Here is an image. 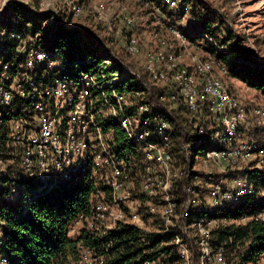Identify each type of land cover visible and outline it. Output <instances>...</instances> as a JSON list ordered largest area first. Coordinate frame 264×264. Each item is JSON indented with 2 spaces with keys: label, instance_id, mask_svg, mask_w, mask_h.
<instances>
[{
  "label": "built area",
  "instance_id": "2783aa9c",
  "mask_svg": "<svg viewBox=\"0 0 264 264\" xmlns=\"http://www.w3.org/2000/svg\"><path fill=\"white\" fill-rule=\"evenodd\" d=\"M135 1L149 10L152 23L139 33L135 16L123 8L121 25L111 26L113 40H96L111 58L94 61L44 49L39 35L1 26L10 2L35 11L16 0H0V173L11 170L35 183L20 200L24 213L41 195L86 180L94 183L90 212L71 223V239L93 238L108 253L110 236L120 225L151 227L165 235L173 232L181 261L193 264L192 249L181 234L193 239L195 226L201 264H210L213 238L205 227L215 221L208 217L255 193L241 172L264 158V149L247 138L253 123L264 128V107L232 93L226 82L229 67L217 56L226 46L207 33L195 39L182 30L194 23L190 5L163 0L164 11L151 0ZM40 12L57 14L50 4ZM84 15L82 7H70L74 19ZM186 18L192 20L187 27L181 25ZM178 135L192 139L182 146L184 163L175 157ZM180 188L188 195L186 211L194 198L202 199L203 216L191 225L178 223ZM15 194L20 196L18 187L9 199ZM251 220L264 221V214L236 224ZM4 245L0 233V264H11ZM78 251V261L69 264H106L93 249L79 244ZM214 258L227 264L226 249L216 250Z\"/></svg>",
  "mask_w": 264,
  "mask_h": 264
},
{
  "label": "trees",
  "instance_id": "16d2710c",
  "mask_svg": "<svg viewBox=\"0 0 264 264\" xmlns=\"http://www.w3.org/2000/svg\"><path fill=\"white\" fill-rule=\"evenodd\" d=\"M166 11L162 5L163 0H151ZM182 4L192 7L194 23L187 29L182 28L186 35L193 34L195 39H200L203 33L214 37L219 43L226 46L224 53H218L229 67L230 78L238 80L248 87L260 92L264 96V62L255 59L252 52L244 48L245 37L237 36L232 28L226 25L227 20L216 9L212 8L206 0H182ZM44 15L39 17L31 10L10 2L2 14L1 26H10L7 20H13L15 28L30 36H38L39 44L48 50H61L75 58L92 57L94 61H104L111 58L108 51H103L96 45V40L90 33L75 28L65 30L62 26H52L44 30L40 24ZM37 20L39 24H33ZM224 28L226 37L220 38L218 32ZM241 132L245 133V130ZM246 136V135H245ZM247 138L256 142L260 149H264V128L253 123L247 133ZM192 141L188 136L178 135L175 142L177 156L181 163L185 156L181 154L182 146ZM248 177L254 185L255 193L244 196L235 205L224 204L218 207L208 220L215 221L212 235H222L212 247L228 249L224 244L227 240L231 246L243 241L244 247L238 253L242 264L256 262L264 255V221L251 220L246 224L236 223L244 218L257 217L264 214V158L245 166L241 172ZM20 189L19 199L23 200L31 190H35V183L14 174L11 170L0 173V233L4 239V248L11 264H69L78 261V246L93 249L97 256H105L106 264H145L158 259L174 264V259L181 260L174 243L173 232L165 235L150 232L136 226L122 224L112 233V247L110 252H105L100 241L82 235L76 239L69 237V227L80 214L90 212L91 196L96 193V186L88 180L78 184L62 186L58 191L41 195L29 207L27 213L23 212L20 201L10 200L11 190ZM205 191H208L204 189ZM188 195L180 190L177 192L178 223L191 225L199 217L198 202L192 204L188 211L185 203ZM18 207V208H17ZM222 221L231 223V226L221 228ZM179 234L181 232L178 231ZM181 237L193 252V264H201V253L197 238L187 240ZM235 248V247H234ZM227 261V258H226ZM229 264V262H227ZM208 264V263H207Z\"/></svg>",
  "mask_w": 264,
  "mask_h": 264
},
{
  "label": "rangeland",
  "instance_id": "374dc122",
  "mask_svg": "<svg viewBox=\"0 0 264 264\" xmlns=\"http://www.w3.org/2000/svg\"><path fill=\"white\" fill-rule=\"evenodd\" d=\"M19 3L30 6L35 14L39 17L44 15L40 14V9L43 4H50L57 11L56 15H48L47 19H41L40 24L44 30H49L52 26H62L65 30H73L75 28L82 29L90 33L95 39L101 41L104 44L110 43L113 37L110 33L111 26L118 27L121 25L119 15L122 14V9L125 8L128 13L132 14L136 18L137 27H139V33L142 30V26L147 27L152 23V17L150 16L149 10L142 4L136 2L135 0H16ZM210 6L216 9L220 14H222L227 20L226 25L233 29L237 36L245 37L244 48L254 50L257 52L258 56L264 59V0H206ZM69 4V5H68ZM72 5H78L84 10V17L80 19H74L70 16V7ZM98 10L102 12V19L98 13ZM125 13V12H124ZM46 16V15H45ZM192 20L186 18L181 25L189 26ZM13 20H7V24L15 28ZM33 24H39L36 20L32 21ZM220 38L226 37L224 28L218 32ZM119 46V45H118ZM111 50H114L113 46H110ZM117 51V48L115 47ZM122 50L118 47V51ZM85 60V58H83ZM227 84L229 85L232 93H234L238 98L244 102H252L260 107H264V96L248 87L246 84L234 80L232 78H227ZM264 122V119H263ZM196 149V145H194ZM199 159V158H197ZM199 163V160H197ZM15 197L14 201H20L19 197ZM18 208V207H17ZM221 228L225 229L231 226L230 222L222 221ZM150 226V225H148ZM214 224L209 225L205 229L212 231ZM151 232V227H149ZM190 236L195 238L200 235L198 232V227L193 226L190 228ZM214 244L219 237L222 235L214 234L211 235ZM212 240V241H213ZM243 241L237 242L236 246H231L227 240H224L225 245H229L226 249V258L229 264H242L240 258L237 257L238 253L245 246ZM235 247V248H234ZM212 261L210 264H221L214 258L215 247L211 250ZM174 264H185L183 261L177 258L173 260ZM228 264V263H227ZM251 264H264V255L261 256L256 262Z\"/></svg>",
  "mask_w": 264,
  "mask_h": 264
}]
</instances>
